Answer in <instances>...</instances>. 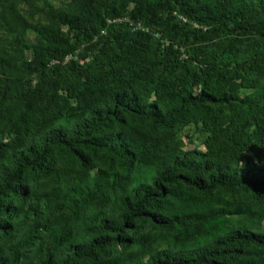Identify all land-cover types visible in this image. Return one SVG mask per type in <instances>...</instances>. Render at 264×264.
Instances as JSON below:
<instances>
[{
  "label": "trees",
  "instance_id": "16d2710c",
  "mask_svg": "<svg viewBox=\"0 0 264 264\" xmlns=\"http://www.w3.org/2000/svg\"><path fill=\"white\" fill-rule=\"evenodd\" d=\"M8 12L0 264H264V0Z\"/></svg>",
  "mask_w": 264,
  "mask_h": 264
},
{
  "label": "rangeland",
  "instance_id": "374dc122",
  "mask_svg": "<svg viewBox=\"0 0 264 264\" xmlns=\"http://www.w3.org/2000/svg\"><path fill=\"white\" fill-rule=\"evenodd\" d=\"M69 0H3L0 4V54L8 52L15 59V63L19 67H23L24 61L29 57L27 52L18 53L13 52L9 47L3 45L1 41H15L19 38H24L28 43L35 41V33L29 29H23L20 26L14 24L9 16V8L14 7L22 17H24L31 24H46L48 23V16L44 13L47 8H53L55 10L62 8L67 4ZM77 57V56H76ZM75 56H69V59L78 61L79 65L76 70L80 71L86 63L89 62V58L86 60L76 58ZM186 132L192 137V142L188 141L186 137H183L184 148H192L193 146H199L203 148L201 144L202 136L198 133H194L192 128H187Z\"/></svg>",
  "mask_w": 264,
  "mask_h": 264
},
{
  "label": "built area",
  "instance_id": "2783aa9c",
  "mask_svg": "<svg viewBox=\"0 0 264 264\" xmlns=\"http://www.w3.org/2000/svg\"><path fill=\"white\" fill-rule=\"evenodd\" d=\"M184 20V19H183Z\"/></svg>",
  "mask_w": 264,
  "mask_h": 264
}]
</instances>
